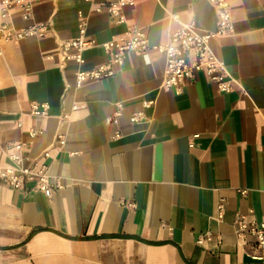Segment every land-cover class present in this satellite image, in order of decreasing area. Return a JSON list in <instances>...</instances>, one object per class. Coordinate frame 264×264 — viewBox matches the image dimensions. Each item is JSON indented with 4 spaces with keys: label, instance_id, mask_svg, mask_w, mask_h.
Segmentation results:
<instances>
[{
    "label": "crops",
    "instance_id": "obj_1",
    "mask_svg": "<svg viewBox=\"0 0 264 264\" xmlns=\"http://www.w3.org/2000/svg\"><path fill=\"white\" fill-rule=\"evenodd\" d=\"M102 1L43 0L14 24L44 21L47 35L3 43L0 166L17 146L31 158L49 148L62 188L48 197L0 181V264H264L255 236L235 224L264 221V0H229L233 30L211 40L234 78L228 92L203 71L179 91L163 88L156 48L76 86L78 66L60 45L77 35L78 10L98 42L128 26L146 29L152 45L187 22L216 27L208 0H134L123 23L94 10ZM83 54V69L107 60L99 47ZM34 102L47 114H31Z\"/></svg>",
    "mask_w": 264,
    "mask_h": 264
},
{
    "label": "built area",
    "instance_id": "obj_2",
    "mask_svg": "<svg viewBox=\"0 0 264 264\" xmlns=\"http://www.w3.org/2000/svg\"><path fill=\"white\" fill-rule=\"evenodd\" d=\"M43 0H0V57L3 52V43L18 41L27 37H44L50 30V25L44 21H33L25 26L17 27L14 16L18 14L23 20L33 17L35 6ZM94 2L95 0H88ZM134 0H109L97 2L95 11L105 9L115 23L125 22L124 7ZM216 9L217 21L213 30L200 31L194 21L182 24L173 31L164 42L152 45L147 30L141 27L128 26L125 35L113 37L107 41L98 42L87 34L88 14L78 10V33L76 36L62 41L60 48L65 61L77 64L75 84L80 86L91 80L101 79L115 74L121 67L129 52L139 55L156 48L166 58L162 87L179 91L184 83L193 80L197 73L205 72L209 79L215 82L218 89L228 92L233 89L234 78L229 73L225 62L211 49V40L229 34L233 30L231 4L229 0H208ZM174 16H177L174 14ZM92 47H99L107 57L105 62L99 63L89 69L80 67L84 63V51ZM152 100H144L143 105L148 107ZM30 113L36 116L47 114V104L32 103ZM117 114L110 118L117 122ZM141 112L131 116L135 121ZM41 132L39 129L28 131L30 136ZM65 138L58 134L55 145L62 147ZM52 157L51 150L45 149L40 156L31 158L18 146L9 154L11 163L0 166V181L19 190H34L50 197L55 191L62 188L58 179L49 173ZM30 183V188L27 184ZM244 192V191H242ZM224 205L218 204L219 217L223 216ZM239 235L250 233L256 238V246L264 252V221L255 222L247 220L244 216H237L235 220ZM202 241V238L199 239Z\"/></svg>",
    "mask_w": 264,
    "mask_h": 264
}]
</instances>
